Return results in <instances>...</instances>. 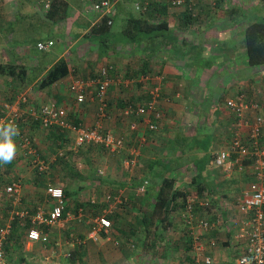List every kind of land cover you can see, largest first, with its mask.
I'll list each match as a JSON object with an SVG mask.
<instances>
[{"label": "crops", "instance_id": "1", "mask_svg": "<svg viewBox=\"0 0 264 264\" xmlns=\"http://www.w3.org/2000/svg\"><path fill=\"white\" fill-rule=\"evenodd\" d=\"M65 1L66 19L54 22L43 16L34 0H0V54L14 65L22 64L20 58L27 62L23 64L30 76L20 84L31 89L29 104L24 105L26 116L37 111L42 102L54 100L66 108L71 122L87 127L94 123L98 103L91 93L83 103H77L68 85L77 77L97 78L102 67L111 66L102 125L122 132L125 147L117 155L97 145L76 148L68 135L72 133L61 129L65 140L57 139L59 147L51 152L53 158H42L47 168L40 177L45 176V188L48 183L63 188L62 217L57 225L42 228L48 236L44 243L28 238L30 227L21 222H28L27 217H15L20 223L11 225L7 255L23 264H194L184 206L179 207L182 198L176 199L177 207L166 220L154 217L152 207L162 180L172 178L185 194V201L209 198L211 208L206 214L212 217L221 211L224 224L229 227L232 223L235 214L230 204L252 180L251 168L225 172L215 165L214 158L228 147L235 129L234 116L225 105L227 99L241 97L256 102L258 109L251 110L249 118L264 116V64L249 65L244 45L245 26L252 17L264 15V0H184L180 4L133 0L144 8L153 2L160 12L157 19L168 26L166 37L141 46L123 42V24L129 16L139 14V10H126L123 0H112L113 22L106 29L97 27L104 17L93 9L98 0H89L88 6L83 4L87 0L81 4L80 0ZM40 40H53L54 45L39 51L36 42ZM61 57L68 63L69 74L48 88L38 89V80ZM146 73L152 75L151 81L140 82ZM156 85L160 87L162 111L157 130L146 129L142 117H121L120 107L125 102H144L149 97L147 89ZM26 116L19 129L31 135L34 128ZM49 134L45 129L37 143L44 139L51 143ZM16 138L18 141V135ZM261 142L264 145V128ZM133 146L138 148L136 164L127 167L123 160ZM88 149H92L89 154L84 153ZM57 153H61L59 160ZM93 160L102 161L104 176L96 174ZM49 169L55 171L54 181ZM64 169L69 178L63 177ZM143 179L148 184L138 193ZM25 181H21L20 201L14 205L8 200L13 210H19L16 207L23 199L31 214L38 207L47 211L51 202L46 192L36 199L37 189L41 190L37 178L30 176ZM194 210L197 217L205 214L197 201ZM101 216L110 220L109 228L95 229ZM18 224H22L21 231ZM218 233L204 236L220 238L218 247L210 251L214 264H234L228 236ZM13 250L19 257H13Z\"/></svg>", "mask_w": 264, "mask_h": 264}, {"label": "built area", "instance_id": "2", "mask_svg": "<svg viewBox=\"0 0 264 264\" xmlns=\"http://www.w3.org/2000/svg\"><path fill=\"white\" fill-rule=\"evenodd\" d=\"M41 2V8L46 11L51 0H41ZM171 2L180 4L184 0H171ZM135 5L138 10L144 8L140 1H137ZM93 8L103 16H112L113 14L112 0H98L93 4ZM108 22L110 23V21ZM53 45V40L36 42V48L39 51H46ZM111 68V66H104L100 69L97 78L85 80L77 77L72 79L68 85L73 97L79 104L86 100L87 93L93 94L98 103L93 125L87 127L80 123L71 122L67 117L66 108L54 100L42 102L39 109L30 112L28 116L38 119L40 127L44 130L56 126L70 131L73 134V146L76 148L97 145L112 154L121 153L125 147L123 133L105 129L102 125V121L106 116L107 89L111 82ZM140 77V82H150L152 79L150 73ZM159 89V85L149 87L147 89L149 97L144 102L136 104L125 102L120 107L121 117H142L146 129L150 131L157 130L162 118V111L159 108ZM27 100L28 96L21 92L14 100L1 104L0 122L5 124L14 122L18 126L27 115V112L24 111ZM225 105L234 116L235 129L228 147L215 156L214 163L216 166L223 167L225 172H231L235 168L242 171L248 166L251 168L252 180L230 204V209L233 210L235 215L232 217V223L229 227L224 224L221 211L212 217H209L208 213L206 214L207 210L211 208L209 198L196 200L205 213L199 217L196 216L194 210L196 201L188 199L183 208L188 225L189 233L187 236L191 237L190 244L193 250L194 264L215 263L210 251L218 247L220 239L217 236L204 237L213 231H222L226 237L228 236L229 247L234 254V264H264V145L261 142L264 116L256 115L251 120L248 114L251 110L258 109V103L248 102L241 97L227 99ZM28 116H26V119ZM18 132L17 144L20 152L24 155V159L30 162L29 166L44 172L47 163L37 152L31 136L20 131V129H18ZM137 149L136 146L131 148L129 155L123 160L125 166L130 167L136 164ZM249 169H246V171ZM96 174L101 177L104 176L106 174L104 167H97ZM21 184L19 178H12L0 189V195L3 194L1 196L8 197L14 205L17 204L20 201ZM147 184L148 180L143 179L141 184L137 186V192L142 193ZM45 192L51 202V206L47 211L41 207L36 208L33 214H28L26 210H13L10 216V220L15 217L19 219L27 217L31 223L27 233L28 238L43 243L48 242V236L42 228L57 225L65 206V194L61 186L48 183ZM227 205L229 206V202ZM110 226L111 222L107 217L101 216L96 219L95 229L96 227L109 228ZM11 229L10 221L0 225V264H13L9 260L5 249ZM229 233H231V236Z\"/></svg>", "mask_w": 264, "mask_h": 264}, {"label": "trees", "instance_id": "3", "mask_svg": "<svg viewBox=\"0 0 264 264\" xmlns=\"http://www.w3.org/2000/svg\"><path fill=\"white\" fill-rule=\"evenodd\" d=\"M67 8L68 3L65 0H51L49 8L44 11L42 8H39L42 11L43 16L51 21H63L67 17ZM160 13L159 10L153 5V2L147 3L145 8L139 10L138 15H131L129 16L125 23L123 24V29L121 30L120 34L123 36V42L131 43L135 46H141L144 42L151 44L153 39L163 36H167V23L163 20L157 19V14ZM112 16L104 15L101 19L100 23L98 24V29H106L107 27L112 25ZM110 21V23L108 22ZM244 45H245V52L247 56V62L249 65H261L264 64V15L262 16H254L250 19L244 29ZM150 57V55H149ZM32 73V72H31ZM34 73V72H33ZM32 73V75H34ZM69 74V66L65 58H59L56 60L43 74V76L38 80V89L48 88L54 83L62 80ZM0 75H7L13 79H19L21 82L25 80V77H29L30 75L27 73V70L24 67L16 66L14 64H2L0 63ZM18 94H16L17 96ZM14 95L10 96L8 99L5 100L6 102L12 101L15 99ZM28 96V95H27ZM29 98L26 101V104H29ZM1 109V108H0ZM37 109V108H35ZM38 110V109H37ZM27 120L31 127L39 128L40 124L38 119L36 118H29ZM19 129V125L17 126ZM61 128L58 127H51L47 130L48 134L52 137V143L56 144L57 139H64L65 133L60 132ZM64 130V129H62ZM23 132V131H22ZM28 134V133H27ZM17 139V138H16ZM68 141V139H66ZM58 145V144H56ZM62 146V145H61ZM59 147V145H58ZM42 157V155H40ZM57 160L60 157V154L55 155ZM59 156V157H58ZM43 158V157H42ZM46 159V158H44ZM3 167V166H2ZM4 168V167H3ZM37 171V169H34ZM1 172V171H0ZM40 174V171H38ZM4 176V175H3ZM8 178L0 177V185H6L8 183ZM40 182L44 184V179H41ZM200 192V191H199ZM3 197V196H0ZM179 197L182 198L183 202L182 205L179 207H183L186 203L185 201V194L178 190L175 187L174 179L172 178H164L156 192L154 204L152 207V213L154 217L160 220H166L170 212L175 209L174 203L176 199ZM7 198V197H6ZM7 200H10L7 198ZM177 207V206H176ZM13 224H12V222ZM27 221V219H26ZM11 225H16V219L10 220ZM27 226L30 227V221L27 222ZM11 235V234H10ZM12 236V235H11ZM10 240V236L8 238ZM8 244V242H7ZM5 245L6 252L8 245ZM10 259V256L7 255ZM13 264H20L15 263L14 260L11 261Z\"/></svg>", "mask_w": 264, "mask_h": 264}, {"label": "rangeland", "instance_id": "4", "mask_svg": "<svg viewBox=\"0 0 264 264\" xmlns=\"http://www.w3.org/2000/svg\"><path fill=\"white\" fill-rule=\"evenodd\" d=\"M81 1L82 0H80V4H81ZM92 1H90V2H92ZM143 1H146V0H143ZM136 2L137 1H133V0H123V3H124L123 6H124V8H126V10H128L130 8V10L132 9V11L134 13H137L138 9H136V5H135ZM41 3H42L41 0H34V5H37L39 8H41ZM83 4H86L88 6L90 4L89 0L85 1ZM4 38H6V36H4ZM3 43H5V40H4V42H2V44ZM6 57H2L1 54H0V63L12 64V63H9V61L7 60L8 58H6ZM19 60H20L19 62L22 61V64L20 65V63H18L19 65H16V66H18V67L21 66V67L25 68V65L23 63L26 64L27 62L25 60L23 61L21 58ZM8 77L9 76H6V75H3V76L0 75V107H1L2 102H6L5 100H9L8 98L10 96L14 95V93L16 94V93H19V92L21 93L22 92V93H25L26 95H30V93H31V89L27 88L26 86L22 87L20 85L22 82L19 79H15V80H17V82L12 83L11 80L8 81L9 80ZM46 96H47V94H46ZM39 98L41 99V96L38 97V102H41V100H39ZM31 100H32V98H31ZM34 129H32L33 131H32L30 136H31L32 140L34 141V144H35V146H36V148H37V150L39 152V155H42L43 158H46L47 156H48V159H49V157L53 158L54 156L51 154V152L55 151L57 149L58 145H56L54 143L51 144L52 141H51V143H48V142H46L45 139H44L43 142L42 141H38L39 143H37V140L40 139V138H38V136H41V138H43V134H44L45 130L42 129V128L41 129L40 128H36V130H34ZM68 135L70 136V138L73 137V136H71L72 134H68ZM69 140L70 139L68 137V141ZM14 141H15V143L17 142L16 136L14 137ZM90 150H92V149H88L87 151L85 150L84 153L87 152L86 154H89L88 151H90ZM93 161H96V164H94V166L96 165V168L101 166L100 164H102V161H99V160H93ZM2 166L4 168H2ZM50 168H51V165H50ZM0 171H1L0 172V177L7 178V176H8L7 180H10L12 178H19L24 183V182H26L25 179L29 178L30 176H33V177L37 178V180L40 183L38 185V188H40L41 190L37 189V194H36L37 198L36 199H38L39 196H42V197L44 196L45 184H42L40 182V180L44 179L43 177H45V176H41L40 177V174L37 171H35L31 166L25 164L24 155L22 154V152H20V150L18 148H17L16 156L11 162L6 163V164L0 163ZM49 173H50L51 177H53L52 180L54 181V179H55V176H54L55 175V171L52 170V169L51 170L49 169ZM70 176L71 175L69 174V172H66V170L64 169L63 177L64 178H69ZM25 205H26V203L23 202V199H22V202L16 208L19 209V210L24 208V210H26V208L24 207ZM2 208L4 209V212L1 211ZM13 209L14 208H13L12 204L10 205V202L7 200L6 196L0 197V225H2L1 223L5 224V223L9 222L10 216H11V212H12ZM27 212H28V214L32 213L31 211H27ZM17 222L20 223L19 221H17ZM21 222L24 223V226L28 227L26 225L27 224L26 220L21 221ZM21 225L22 224H18V227H17V229H20V231H21ZM224 234L225 233H223L222 231H220L218 233V235H220V237H223ZM12 253H13L12 254L13 257H19V256H17L19 254L17 250H16V252H14V250H13ZM16 262L19 263L18 261H16ZM20 264H23V262H20Z\"/></svg>", "mask_w": 264, "mask_h": 264}, {"label": "clouds", "instance_id": "5", "mask_svg": "<svg viewBox=\"0 0 264 264\" xmlns=\"http://www.w3.org/2000/svg\"><path fill=\"white\" fill-rule=\"evenodd\" d=\"M18 134V127L14 122H0V163L6 164L15 158L17 146L14 137Z\"/></svg>", "mask_w": 264, "mask_h": 264}]
</instances>
